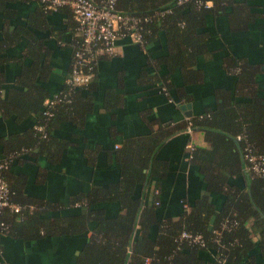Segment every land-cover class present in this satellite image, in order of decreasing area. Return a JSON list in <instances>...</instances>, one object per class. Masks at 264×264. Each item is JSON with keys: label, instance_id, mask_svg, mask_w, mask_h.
<instances>
[{"label": "crops", "instance_id": "0c3cea01", "mask_svg": "<svg viewBox=\"0 0 264 264\" xmlns=\"http://www.w3.org/2000/svg\"><path fill=\"white\" fill-rule=\"evenodd\" d=\"M75 23L68 7L47 11L38 0L0 1V98L6 102L0 111V161L11 136L24 138L34 129L37 116L30 112L21 116L26 102L41 89L48 97L64 89L79 37ZM201 30L207 34V50L195 60V78L185 79L180 69L169 72L163 58L170 49L162 32L146 46L120 38L115 55L97 56L90 109L60 115L48 132L49 145L42 150L36 144L21 145V155L10 163L17 202L28 214L36 213V221L25 223L18 236L1 237L0 264H74L95 222H87L88 230L79 234L59 233L53 222L65 225L70 216L88 208L93 190H108L125 179L133 185V198L157 205L158 220L178 219L201 198L217 213L227 200L247 198L258 177L250 174L242 157L241 172L230 175L226 162L227 168L220 171L226 177L223 190H211L191 162L187 145L210 147L203 130L189 123L215 110L225 92L230 100H256L264 125V0H228L219 14L206 15ZM155 78H160L159 84ZM12 89L17 92L9 100ZM162 130L167 136L152 158L165 165L164 176L134 182L135 172L123 169L117 150L125 141L142 142ZM92 204L106 217L122 212L118 200ZM263 219L260 216L256 223L244 218L253 249L243 255L241 264H264L259 248ZM214 220L213 216L211 224ZM224 221L217 227L222 229ZM200 254L210 263L213 254Z\"/></svg>", "mask_w": 264, "mask_h": 264}, {"label": "trees", "instance_id": "16d2710c", "mask_svg": "<svg viewBox=\"0 0 264 264\" xmlns=\"http://www.w3.org/2000/svg\"><path fill=\"white\" fill-rule=\"evenodd\" d=\"M93 1L100 3L104 0ZM210 1L212 6L205 8L198 6L196 0H186L181 4H177V0H116V8L125 14L149 19L141 22L145 46L158 39L161 32L164 33L170 52L163 58V62L169 72L180 69L186 79L197 76L193 69L195 60L207 50V34L201 30L205 25L206 15L219 14L228 2ZM76 40V43L80 42L79 37ZM93 79L95 80V77ZM91 81L72 90L65 85L59 93L67 94L70 101L56 104L52 109L53 116L48 120L44 119L43 114V103L48 95L43 89L34 93L33 98L26 102L27 107L21 116L27 112L35 114L37 116L35 125H45L47 136L42 138L40 133L32 128L27 131L24 138L23 135L11 136L3 159L12 156V161L19 157L21 145L25 144H36L40 150L44 149L51 143L48 132L60 115L88 111L92 104L91 93L94 83ZM159 81L160 78H155L153 82L159 84ZM166 87L168 88V85ZM16 92L17 90H10L8 99L10 100ZM228 98L230 95L225 92L222 103L215 110L206 111L201 117L191 119V127L203 130L210 147H194L190 160L199 167L211 190H223L226 177L221 176L220 171L221 168H227L226 162L230 175L236 176L239 174L238 171L241 172L240 158H243V148L246 144H249L255 153H264L263 116L260 114L258 103L256 100L238 102L234 98H231L232 100ZM4 109L5 99L0 98V111ZM239 135L241 138L237 139ZM163 136L167 135L162 130L150 134L142 142L128 140L117 150L123 169L135 172L132 176L134 182L142 183L148 176L157 178L164 176L165 165L152 158L155 147H158ZM133 151L136 153L129 157ZM139 157H142V161ZM10 165L3 170V175L8 182L11 200L21 204L17 202L20 199L16 197L15 189L10 184ZM132 186L131 181L125 179L122 184L119 183L108 190L95 189L87 200L89 209L81 212L82 214L70 216L65 225L64 222L60 226L53 222V228L62 234L85 233L88 230L87 222H95L74 264H241L243 255L253 249L251 230L244 227V218L251 217L256 223L259 222L260 216L264 218L263 177L254 179L246 199L243 195L240 196L243 202L239 198L235 203H228L227 200V204L217 213L212 203L206 198H201L176 220L170 217L158 220L157 205L143 204L141 198H133ZM228 197L232 200L231 196ZM153 199H156V195ZM97 200H118L122 205V212L115 217H106L103 209L91 208L92 203ZM230 205H233V208ZM28 213L30 212L27 209L20 213L4 209L0 214V222L8 225L5 235L18 236L25 223L36 221V213ZM213 216L215 220L211 224ZM224 220L235 221L236 225L229 229L217 227V224ZM262 225L260 224L261 227ZM182 231L201 234L204 246L190 243L185 239L179 240ZM260 235L259 248L264 257V226ZM201 252L213 254L210 263H206Z\"/></svg>", "mask_w": 264, "mask_h": 264}, {"label": "built area", "instance_id": "2783aa9c", "mask_svg": "<svg viewBox=\"0 0 264 264\" xmlns=\"http://www.w3.org/2000/svg\"><path fill=\"white\" fill-rule=\"evenodd\" d=\"M47 11H56L62 7H68L76 22V31L80 42L75 44L71 70L65 79L66 86L70 90L87 85L94 77L93 70L97 64L98 55L116 54V41L120 38H130L133 42L143 45L142 21L148 18H139L130 14H125L116 8V0H104L96 3L93 0H38ZM186 0H177L181 4ZM198 6L209 8L212 6L210 0H196ZM168 11V10H166ZM163 90H165L163 88ZM69 102L67 94L57 93L44 100V119L53 116V107L61 102ZM191 124L189 123V126ZM46 126L35 125L34 129L40 133L42 138H46ZM190 131V129H189ZM241 136H237L240 139ZM189 158L192 157L194 146L187 145ZM11 157L0 162V214L4 209L14 213H20L24 207L19 203L13 202L10 197L8 182L3 175V170L7 169L11 163ZM243 159L247 170L251 175L264 178V153H255L249 144L243 148ZM188 208L186 204L183 205ZM236 225L235 221L225 220L222 229H229ZM8 225L0 222V236L5 235ZM185 239L190 243L204 246L205 242L201 234H192L182 231L179 240ZM2 246L0 242V254ZM222 263V262H221Z\"/></svg>", "mask_w": 264, "mask_h": 264}, {"label": "water", "instance_id": "95a60500", "mask_svg": "<svg viewBox=\"0 0 264 264\" xmlns=\"http://www.w3.org/2000/svg\"><path fill=\"white\" fill-rule=\"evenodd\" d=\"M189 104L186 106V107H188L189 108ZM187 114L189 115L190 114V112H187ZM211 228V225L209 226V229Z\"/></svg>", "mask_w": 264, "mask_h": 264}]
</instances>
